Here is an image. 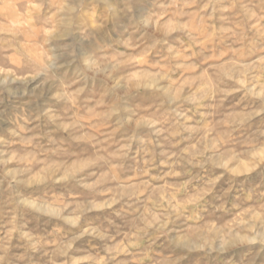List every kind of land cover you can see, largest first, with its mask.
Listing matches in <instances>:
<instances>
[{"label": "rangeland", "instance_id": "obj_1", "mask_svg": "<svg viewBox=\"0 0 264 264\" xmlns=\"http://www.w3.org/2000/svg\"><path fill=\"white\" fill-rule=\"evenodd\" d=\"M0 264H264V0H0Z\"/></svg>", "mask_w": 264, "mask_h": 264}, {"label": "bare ground", "instance_id": "obj_2", "mask_svg": "<svg viewBox=\"0 0 264 264\" xmlns=\"http://www.w3.org/2000/svg\"><path fill=\"white\" fill-rule=\"evenodd\" d=\"M35 26H36V24H35ZM37 28V27H36ZM38 28H39V26H38ZM40 29V28H39ZM39 31V30H38Z\"/></svg>", "mask_w": 264, "mask_h": 264}]
</instances>
